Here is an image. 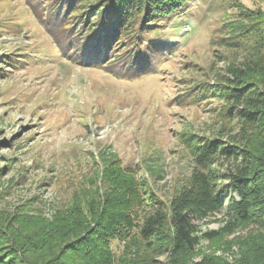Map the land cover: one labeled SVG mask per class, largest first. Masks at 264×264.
<instances>
[{"label": "rangeland", "instance_id": "1", "mask_svg": "<svg viewBox=\"0 0 264 264\" xmlns=\"http://www.w3.org/2000/svg\"><path fill=\"white\" fill-rule=\"evenodd\" d=\"M80 2L0 0V228L46 227L84 187H103L102 170L113 163L133 170L147 202L160 200L167 212L212 175L226 199L220 209L196 200V222L200 232L225 231L215 243L202 239L193 259L214 251L237 258L238 245L227 242L249 228L226 230L240 199L233 175L247 163L243 150L256 125L242 111L252 107L229 94L228 79L232 67L264 65V51L232 24L263 11L264 0H189L163 21L152 16L148 27L136 19L128 26L133 39L118 28L107 44L103 33L91 53L83 50L93 37L89 21L73 19ZM210 144L216 151L204 165Z\"/></svg>", "mask_w": 264, "mask_h": 264}, {"label": "trees", "instance_id": "2", "mask_svg": "<svg viewBox=\"0 0 264 264\" xmlns=\"http://www.w3.org/2000/svg\"><path fill=\"white\" fill-rule=\"evenodd\" d=\"M67 1L72 4V0ZM79 1L82 2L75 8L79 13L73 19L79 17L83 24L89 21L87 32L93 33V37L88 38L89 44L83 50L90 53L100 51L105 41L103 33L109 34L107 44L114 39L118 28L133 39V30L128 32V26L131 28L136 19L142 18L145 28L153 25L152 16L163 21L189 3V0ZM89 5L93 9L86 10ZM94 10L96 20L90 23L88 16ZM86 13L87 20H82ZM232 27L234 32L256 36L253 49L264 51V10L244 12ZM79 48V45L75 47ZM133 52L124 54L131 57ZM89 57L92 61L97 59L96 54ZM136 61H140L138 54ZM244 65L246 68L232 67L234 78H229L226 86L236 101L252 107L242 111L248 122L256 125L248 133L243 150L247 165L238 167L233 175L234 189L240 199L231 203L232 220L226 230L249 228L247 234L227 242L226 248L238 245L237 258L230 260L214 251L200 260L193 259L202 239L215 243L225 231L222 228L200 232L196 222V200H205L209 209H220L226 199L224 190L215 189L212 175H204L193 199L186 197L187 192L175 197L173 210L167 212L160 200L147 202L133 170L113 163L102 170L104 188L96 182L84 187L77 192L73 203L59 209L55 220L46 227H36L35 232L28 233L24 229L7 233L0 228V242L8 243L0 244V264H264V65L257 62ZM206 151L200 157L204 165L216 151L214 144ZM162 254H167V259L160 262L157 257Z\"/></svg>", "mask_w": 264, "mask_h": 264}]
</instances>
